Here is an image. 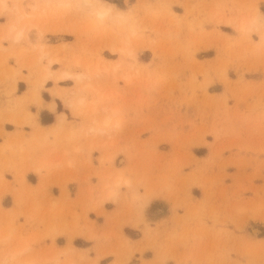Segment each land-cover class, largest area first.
Instances as JSON below:
<instances>
[{"label": "rangeland", "instance_id": "obj_1", "mask_svg": "<svg viewBox=\"0 0 264 264\" xmlns=\"http://www.w3.org/2000/svg\"><path fill=\"white\" fill-rule=\"evenodd\" d=\"M58 1L0 0V93L60 110L27 161L48 182L0 171V264H264V7ZM106 202L127 204L99 225Z\"/></svg>", "mask_w": 264, "mask_h": 264}, {"label": "crops", "instance_id": "obj_2", "mask_svg": "<svg viewBox=\"0 0 264 264\" xmlns=\"http://www.w3.org/2000/svg\"><path fill=\"white\" fill-rule=\"evenodd\" d=\"M257 5L259 8L261 5L264 7V0H258ZM178 13H183V10ZM224 26L227 25L224 24ZM218 27L221 29L220 25ZM48 83L49 84L46 83L45 88L52 87V82ZM21 85L22 87H20ZM8 93L9 96L6 95ZM31 93L30 86H26L22 81H17L16 84H13L10 88L4 87L0 93V171H3L4 178L8 182H14L16 181L14 180V171H17L16 168L21 169L22 167L23 170L20 171H22L23 181L26 182L29 189L34 190L43 180L46 179L45 181L48 182L47 179L53 171L48 172L42 170L41 174L37 173L33 170V167L30 166V163L27 162L28 157L32 156V158H36V154L38 153H42L41 156L45 154L48 155V147L41 144L49 142L52 146L51 141L53 142L55 139L50 132L55 128L57 115L60 110L58 104L56 103L55 105V102L50 105V109L47 108L52 98L50 94L44 90L42 91V95L46 93L48 97L44 98L42 96L41 98V94L39 93L42 102L41 106L38 107L31 103L28 104L29 102L27 100ZM42 117L45 118L44 122L42 121ZM62 118L63 117L60 115V119ZM50 145L49 147H51ZM22 154H25L27 159L25 157L22 158ZM20 159L23 160L21 161ZM123 166L124 165H118V167ZM47 189L50 190L54 196L58 195L53 193L55 189L54 185L47 187ZM121 189L124 191V188ZM8 196L11 202L9 205L4 206L6 209L13 206L12 195L9 194ZM4 197H6V195L2 197V200ZM154 201V199L151 200V202ZM127 202L120 206H116L110 202L104 203L103 208L105 210V215H102L101 220L96 221L97 224L104 225L108 215H112L116 210L122 209ZM20 221L22 220L20 219ZM125 227L133 228L125 225L123 229Z\"/></svg>", "mask_w": 264, "mask_h": 264}, {"label": "bare ground", "instance_id": "obj_3", "mask_svg": "<svg viewBox=\"0 0 264 264\" xmlns=\"http://www.w3.org/2000/svg\"><path fill=\"white\" fill-rule=\"evenodd\" d=\"M59 1H61V0H59ZM58 1V2H59ZM81 4L82 5H84L85 7H87V9L88 10H90V12H94L99 18L100 17H102V16H105L109 11H110V9H111V7H112V4H110L109 2H104L103 0H81ZM27 25H26V28L27 29H29L31 26H34L35 24H33L32 22H30V21H27V22H25ZM12 29V27H10L9 28V30H11ZM264 35V34H263ZM21 36H22V32L21 31H17V32H15L14 34H13V36H12V39H13V41H18L20 38H21ZM51 63V62H50ZM60 74H59V76L61 77V78H65V77H72V78H75L76 80H78V81H81V80H83V78L84 77H86L87 75L86 74H82V73H78V74H76V75H74V74H72V73H70L69 71H67V69H62V70H60V72H59ZM44 78H46V77H44ZM68 100V99H67ZM81 101H83V99L82 98H79L78 100H76V102H81ZM63 102H65V101H63ZM74 102H75V100H74ZM75 102V104H77ZM71 104V103H70ZM76 108V107H75ZM61 117H63V115L61 114ZM103 122H105L104 120H103ZM117 182V181H116ZM110 183V182H109ZM108 183V184H109ZM107 184V185H108ZM113 184V183H112ZM116 184H119V183H116ZM104 186H106V185H104ZM106 191H105V193L104 194H106L105 196H106V198H112V200L116 197L117 198V187H115V186H111V185H108L107 187H106V189H105ZM14 230V229H13ZM12 230V231H13ZM10 231V230H9ZM10 235V234H9ZM90 235H92V234H90ZM9 238V237H8ZM29 243V242H28ZM24 246V245H23ZM15 248V247H14ZM66 248H67V245H66ZM69 248H70V246H69ZM13 249V248H12ZM26 249V247L24 246V247H20V248H17V249H13L12 251L10 250L9 251V259H14L15 258V256H17L20 252H22L23 250H25ZM28 249V248H27ZM68 250V249H67ZM67 250H65V251H67ZM69 250H72V248H70ZM59 251V250H58ZM6 252V251H5ZM55 254V253H54ZM57 254V253H56ZM58 255V254H57ZM5 256V255H4ZM82 256V255H81ZM6 258V257H5ZM7 259V258H6ZM5 259V260H6ZM4 260V261H5ZM2 262V261H1ZM19 263V262H18Z\"/></svg>", "mask_w": 264, "mask_h": 264}, {"label": "trees", "instance_id": "obj_4", "mask_svg": "<svg viewBox=\"0 0 264 264\" xmlns=\"http://www.w3.org/2000/svg\"><path fill=\"white\" fill-rule=\"evenodd\" d=\"M42 121H43V122L45 121V118H44V117H42Z\"/></svg>", "mask_w": 264, "mask_h": 264}]
</instances>
